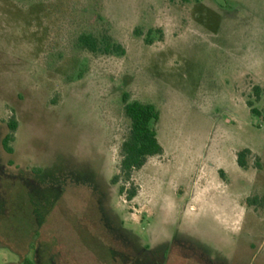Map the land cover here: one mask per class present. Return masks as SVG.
<instances>
[{"label": "rangeland", "instance_id": "obj_1", "mask_svg": "<svg viewBox=\"0 0 264 264\" xmlns=\"http://www.w3.org/2000/svg\"><path fill=\"white\" fill-rule=\"evenodd\" d=\"M124 94L163 149L130 201ZM0 264H264V0H0Z\"/></svg>", "mask_w": 264, "mask_h": 264}, {"label": "trees", "instance_id": "obj_2", "mask_svg": "<svg viewBox=\"0 0 264 264\" xmlns=\"http://www.w3.org/2000/svg\"><path fill=\"white\" fill-rule=\"evenodd\" d=\"M74 44L81 50H87L91 53H100L103 55L125 53L124 48L113 39L104 35L101 39L95 37L92 33L80 32ZM256 98H259V86H254ZM123 113L129 119L130 125L127 135L120 144L119 155L120 162L118 173L111 178L112 184H119L118 192L124 195L127 201L134 198L137 188L133 183V172L141 169L148 157L157 156L162 153V146L157 139L155 124L159 119V111L152 103L139 101H129L128 96H122ZM252 112L256 109L252 108V103L247 102ZM257 112V111H256ZM8 133L2 138V147L6 153H12L13 149L10 143L13 141V133L16 129V122L11 118L8 123ZM250 154V150L245 148L236 154V164L239 168H246V157Z\"/></svg>", "mask_w": 264, "mask_h": 264}]
</instances>
